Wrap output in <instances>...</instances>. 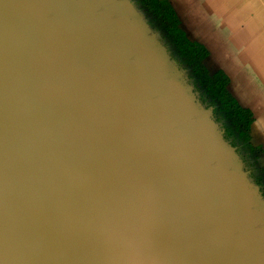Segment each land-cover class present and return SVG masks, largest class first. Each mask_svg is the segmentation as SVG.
I'll list each match as a JSON object with an SVG mask.
<instances>
[{"label":"water","instance_id":"obj_1","mask_svg":"<svg viewBox=\"0 0 264 264\" xmlns=\"http://www.w3.org/2000/svg\"><path fill=\"white\" fill-rule=\"evenodd\" d=\"M185 78L131 0H0V264H264Z\"/></svg>","mask_w":264,"mask_h":264},{"label":"crops","instance_id":"obj_2","mask_svg":"<svg viewBox=\"0 0 264 264\" xmlns=\"http://www.w3.org/2000/svg\"><path fill=\"white\" fill-rule=\"evenodd\" d=\"M169 1L187 37L208 50L204 64L210 74L224 72L230 92L242 107L253 112L251 141L264 150V86L261 103L257 87L245 81L264 78V0ZM230 62L237 66V74ZM260 163L264 167V153Z\"/></svg>","mask_w":264,"mask_h":264},{"label":"trees","instance_id":"obj_3","mask_svg":"<svg viewBox=\"0 0 264 264\" xmlns=\"http://www.w3.org/2000/svg\"><path fill=\"white\" fill-rule=\"evenodd\" d=\"M141 13L172 60L184 72L187 82L235 148L250 181L264 198V167L260 163L264 150L251 141L253 112L242 107L228 89L227 75L219 71L210 74L204 64L209 52L198 42L191 41L181 27L179 17L169 0H131Z\"/></svg>","mask_w":264,"mask_h":264},{"label":"rangeland","instance_id":"obj_4","mask_svg":"<svg viewBox=\"0 0 264 264\" xmlns=\"http://www.w3.org/2000/svg\"><path fill=\"white\" fill-rule=\"evenodd\" d=\"M125 5H126V3H125ZM127 6V5H126ZM132 15L134 16V18H136V20L139 22V23H141L140 22V20H139V18H138V16L134 13V12H132ZM142 25V24H141ZM143 28H144V32H145V34L146 35H148V36H150L152 39L154 38V36H153V34H151L150 33V31L145 27V26H142ZM155 42V41H154ZM165 56V55H164ZM165 58L167 59V57L165 56ZM172 67H173V69L177 72V70H176V68H175V66L171 63L170 64ZM229 65L231 66V70H233L236 74L238 73L237 72V66L235 65V63H233V62H230L229 63ZM228 65V66H229ZM173 70V71H174ZM239 72H241V70H239ZM249 74V73H248ZM250 75V74H249ZM178 76H180V74L178 73ZM186 79V78H185ZM186 81V80H185ZM245 81H246V83L248 84V85H250V86H256L257 87V91H256V94H258V96H260V102L262 103V97H261V95H262V90H261V87L262 86H264V78H262V79H260V82L256 79V78H251L250 77V79H247V78H245ZM187 82V81H186ZM188 83V82H187ZM261 83V84H260ZM189 84V83H188ZM190 85V84H189ZM245 85V84H244ZM262 85V86H261ZM191 86V85H190ZM246 86V85H245ZM192 88V87H191ZM210 115V114H209ZM213 116V115H212ZM213 118V117H212ZM216 122V121H215ZM217 124V123H216ZM218 125V124H217ZM218 127H219V125H218ZM219 130L221 131V134H222V137H223V139H224V141H226V139H225V134H224V132L220 129V127H219ZM218 130V131H219ZM227 142V141H226ZM225 143V142H224ZM229 153L231 154V156H232V159H233V161H234V164H235V166L237 167V169L240 171L241 169H242V165H241V161H240V159H239V157H237V155H238V153L237 152H235L234 151V149H229ZM237 153V154H236ZM229 154V155H230ZM244 172H246L245 170H244ZM242 176L243 177H245L243 174H242Z\"/></svg>","mask_w":264,"mask_h":264},{"label":"bare ground","instance_id":"obj_5","mask_svg":"<svg viewBox=\"0 0 264 264\" xmlns=\"http://www.w3.org/2000/svg\"><path fill=\"white\" fill-rule=\"evenodd\" d=\"M212 2V1H211ZM225 4V3H224ZM226 6V5H225ZM223 7V6H222ZM13 10V7H9L8 8V11H12ZM234 16V15H233ZM234 20V19H233ZM228 22V21H227ZM227 24V23H226ZM235 24V23H234ZM237 24V23H236ZM233 25V24H232ZM238 28V27H237ZM234 33V32H233ZM242 45V44H241ZM249 52V51H248ZM257 53V52H256ZM264 67V66H263ZM46 72H48V71H46ZM45 71H44V73H46ZM44 82V81H43ZM42 82V83H43ZM88 103H89V99H88V101H87ZM96 106H98V105H96ZM75 112H77V111H75Z\"/></svg>","mask_w":264,"mask_h":264}]
</instances>
